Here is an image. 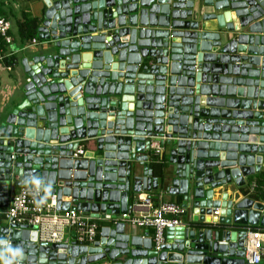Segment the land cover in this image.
<instances>
[{
    "label": "water",
    "instance_id": "water-1",
    "mask_svg": "<svg viewBox=\"0 0 264 264\" xmlns=\"http://www.w3.org/2000/svg\"><path fill=\"white\" fill-rule=\"evenodd\" d=\"M44 5L37 37L46 54L21 59L24 99L0 127V208L16 186L42 183L58 210L104 223L93 244L78 246L39 244L34 229L4 222L6 264H245L237 231L264 228V201L238 191L264 155V0ZM146 137H165L168 179L153 176ZM79 139L86 151L74 160ZM151 190L180 197L193 214L189 229L166 230L158 254L113 222Z\"/></svg>",
    "mask_w": 264,
    "mask_h": 264
},
{
    "label": "built area",
    "instance_id": "built-area-1",
    "mask_svg": "<svg viewBox=\"0 0 264 264\" xmlns=\"http://www.w3.org/2000/svg\"><path fill=\"white\" fill-rule=\"evenodd\" d=\"M10 31V19L0 13V68L8 72L12 71L17 64L14 57L18 52L33 50L39 45L45 46V42H41L38 37H32L28 41L21 42L16 48L13 45ZM14 91L15 86L0 88L1 103L3 105L8 102ZM145 139L149 140L148 162L153 164V158L155 157V161L164 165L163 162L165 161L160 159V155L163 151L165 137H161L160 140L152 137H146ZM77 142L78 147L73 152L72 158L81 160L86 151V141L85 139H79ZM262 165H264L263 161ZM247 177L244 178V185L238 191L243 198H252L251 194L256 189V179L246 180ZM57 203V196L48 191L45 184H21L14 188L9 196L7 206L0 208V225L5 222L9 229L32 228L37 233L38 243L43 245L62 243L70 245L72 242L78 246L93 244L98 239L97 236L100 234L98 229L102 227L101 224L104 219L84 215L74 206H71L67 211L58 210ZM189 212L191 213L190 209L182 202L176 203L164 200L161 192L142 191L130 198L129 209L125 213H121L113 222H124L128 226L130 225L129 227L150 229V232H145V234L146 236L149 235L152 249L158 254L165 243L167 229L190 228L193 223L192 219L189 221L186 218L184 219ZM219 213L220 208H213L211 216L218 217ZM211 226L214 229L219 228V223H211ZM66 228L74 232L71 242L64 238ZM228 229L235 230L233 227ZM11 236V233L4 236L6 246L12 245ZM141 237L148 239L145 236ZM236 237L237 245L241 246L234 248L235 253L239 249L242 250V259L245 264H264V228L247 226L238 230Z\"/></svg>",
    "mask_w": 264,
    "mask_h": 264
},
{
    "label": "crops",
    "instance_id": "crops-1",
    "mask_svg": "<svg viewBox=\"0 0 264 264\" xmlns=\"http://www.w3.org/2000/svg\"><path fill=\"white\" fill-rule=\"evenodd\" d=\"M11 1H12V7L11 8L10 7H7L4 3L1 4V6L3 8L2 7L0 8V13L2 15H6L9 18H11V16H12L13 18H15V23H16L24 15L29 16L27 9L31 7L32 3L35 0H11ZM10 32H11V36H12L13 42H14L13 45H14V47L17 48L19 46V44L21 43V40L18 39L17 33H16V27L14 25L12 26V24H11V31ZM35 37L37 38V33L35 34ZM38 47H43V46L42 45H39V46H37L33 50H29V51L28 50H25V51L18 52L16 54V57L18 59V63L14 66V68H13L12 71H9L8 72V71H5V70H3V69L0 68V88H2V87L15 86V90L17 89L16 85L10 84V83L13 80H15V78H16L15 75H18L19 74V76L21 77L20 72L23 71V68L21 66L20 61L23 58H29L30 59V57H27V56H24V55H27V53H31L32 55H34V52L38 49ZM2 73H7V77L9 78V81L7 83L2 84V82H3ZM19 76H17L16 79L18 81H21V78L22 77L20 78ZM2 105L3 104L0 102V108H1ZM163 163H164V165L162 166V169H163V167L166 168V166H167V163L166 162H163ZM263 163H264V155H263ZM263 169H264V165L261 166V169L259 170V172L262 171ZM258 173H255V174L247 177L246 180L255 178ZM157 192H159V191H157ZM161 193L163 195L164 200H168V201L176 202V203H180L181 202V198L180 197H177V196H174V195L165 194L164 192H161ZM185 218L187 219V221H189V220L193 219V215L189 212L187 215H185L184 219ZM103 223L104 222H102L101 225H103ZM98 230H100V228ZM132 230H134V232L137 233V234H139L140 236H145V237H148L149 238V235L146 236L145 232H150V229L149 230H146V229H143V228H137V227L134 228V227H132ZM64 236H65L64 237L65 240H67L68 242H71V240H72V238L74 236V232L72 230L66 228L65 229V232H64ZM97 237H99V235ZM4 257H5V261H4V264H5L6 263V250H5Z\"/></svg>",
    "mask_w": 264,
    "mask_h": 264
},
{
    "label": "rangeland",
    "instance_id": "rangeland-1",
    "mask_svg": "<svg viewBox=\"0 0 264 264\" xmlns=\"http://www.w3.org/2000/svg\"><path fill=\"white\" fill-rule=\"evenodd\" d=\"M5 4L7 7H12V1L10 0H0V8L2 7L1 4ZM3 8V7H2ZM28 10V15L30 17H33L35 18L39 23L43 20V17H44V11H45V5H44V0H35L31 7L27 9ZM10 21H11V24L12 26L14 25L15 26V18H13L11 16L10 18ZM214 26V23L213 22H210L209 23V28H212ZM41 47H38V50L36 51V53H38L37 55L39 54H46L45 52H42L40 51L39 53V50H40ZM56 52V48L53 47V46H50V50L48 51V53H55ZM34 53V55L36 54ZM34 55H32L31 53H27V55H24V56H27V57H33ZM22 69V68H21ZM20 75L21 77L18 75H15V77L17 78V76H19L21 78V81H18L16 78L15 80H13L10 84H14L16 85L17 87V92L16 94L14 95V97L12 98V101L9 103V104H4L2 106V110L0 109V127L2 125V123L4 121H6V118L7 116L9 115V113L13 110L14 107H16L23 99H24V96H23V85H24V81H25V74L22 72H20ZM18 77V78H19ZM2 79H3V82L2 84L4 83H7L9 81V78L7 77V73H2ZM1 96H0V102H1ZM167 156H168V153L166 152V156H165V159H167ZM135 164H133V167H134ZM136 171L137 172H140L141 168L137 165L136 166ZM159 175L162 177V179H165L169 177V174L167 173V171L165 170H162ZM192 190V189H191ZM191 194V192H190ZM5 249L3 247L0 246V264H4V261H5ZM100 264V263H98Z\"/></svg>",
    "mask_w": 264,
    "mask_h": 264
},
{
    "label": "trees",
    "instance_id": "trees-1",
    "mask_svg": "<svg viewBox=\"0 0 264 264\" xmlns=\"http://www.w3.org/2000/svg\"><path fill=\"white\" fill-rule=\"evenodd\" d=\"M38 24L39 22L35 18L24 15L15 24L18 39H20L21 42H24V41H28L32 37H35V34L37 33ZM14 58L18 63L17 57ZM153 159H154V162L152 164L153 173L155 175H159L163 165L155 161V157ZM156 160H158V158H156ZM255 179H256V189L255 192L251 194V197L258 201H264V169L257 174Z\"/></svg>",
    "mask_w": 264,
    "mask_h": 264
},
{
    "label": "clouds",
    "instance_id": "clouds-1",
    "mask_svg": "<svg viewBox=\"0 0 264 264\" xmlns=\"http://www.w3.org/2000/svg\"><path fill=\"white\" fill-rule=\"evenodd\" d=\"M38 183V181H36Z\"/></svg>",
    "mask_w": 264,
    "mask_h": 264
}]
</instances>
